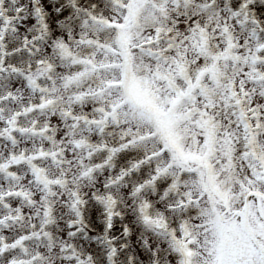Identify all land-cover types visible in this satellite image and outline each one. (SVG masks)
Returning a JSON list of instances; mask_svg holds the SVG:
<instances>
[{
  "label": "snow or ice",
  "instance_id": "snow-or-ice-1",
  "mask_svg": "<svg viewBox=\"0 0 264 264\" xmlns=\"http://www.w3.org/2000/svg\"><path fill=\"white\" fill-rule=\"evenodd\" d=\"M0 264H264V0H0Z\"/></svg>",
  "mask_w": 264,
  "mask_h": 264
}]
</instances>
